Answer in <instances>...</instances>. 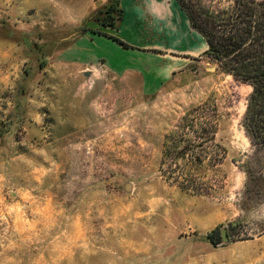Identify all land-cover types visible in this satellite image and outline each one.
<instances>
[{
  "label": "rangeland",
  "instance_id": "rangeland-1",
  "mask_svg": "<svg viewBox=\"0 0 264 264\" xmlns=\"http://www.w3.org/2000/svg\"><path fill=\"white\" fill-rule=\"evenodd\" d=\"M119 1L0 0V264H264V148L242 125L252 87L205 56L154 82L106 65L91 27L116 23ZM206 102L227 157L201 196L161 163Z\"/></svg>",
  "mask_w": 264,
  "mask_h": 264
},
{
  "label": "trees",
  "instance_id": "trees-1",
  "mask_svg": "<svg viewBox=\"0 0 264 264\" xmlns=\"http://www.w3.org/2000/svg\"><path fill=\"white\" fill-rule=\"evenodd\" d=\"M177 1L208 44L204 56L218 70L252 87L242 125L253 145L264 148V0H233L218 8L193 0ZM120 11L118 20L123 15ZM220 125L215 103L206 102L191 110L164 145L161 173L165 180L201 196L221 188L224 182L218 172L227 150L218 141Z\"/></svg>",
  "mask_w": 264,
  "mask_h": 264
},
{
  "label": "crops",
  "instance_id": "crops-1",
  "mask_svg": "<svg viewBox=\"0 0 264 264\" xmlns=\"http://www.w3.org/2000/svg\"><path fill=\"white\" fill-rule=\"evenodd\" d=\"M119 2L123 15L114 26L91 27L102 33L93 40L94 53L105 59L106 65L135 69L154 82L183 70L191 59L200 58L207 51L204 36L191 26L175 0H134L129 10L124 0ZM113 37L130 47H124ZM150 63H162V67H155L156 71L148 66Z\"/></svg>",
  "mask_w": 264,
  "mask_h": 264
},
{
  "label": "water",
  "instance_id": "water-1",
  "mask_svg": "<svg viewBox=\"0 0 264 264\" xmlns=\"http://www.w3.org/2000/svg\"><path fill=\"white\" fill-rule=\"evenodd\" d=\"M221 236L223 241H229V236L226 230H221Z\"/></svg>",
  "mask_w": 264,
  "mask_h": 264
}]
</instances>
